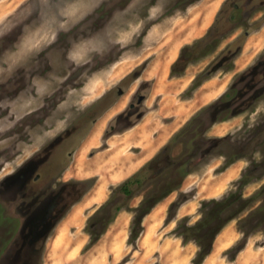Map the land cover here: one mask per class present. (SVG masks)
<instances>
[{
	"label": "rangeland",
	"instance_id": "obj_1",
	"mask_svg": "<svg viewBox=\"0 0 264 264\" xmlns=\"http://www.w3.org/2000/svg\"><path fill=\"white\" fill-rule=\"evenodd\" d=\"M223 2L224 0H0V180L39 152L64 129L69 128L79 114L99 96L108 93L115 99L118 86L125 95L96 125L87 126L75 144L76 152L63 163L64 179H77L83 183L80 186L81 193L73 205L89 207L77 212L81 217L80 221H73L82 224L81 227L67 226L61 219L50 230L42 252L37 257V264H79L76 261L80 259L81 252L91 248L85 249L90 238L85 232V226L96 210L125 180L123 176L129 166L127 162L138 153L135 145L139 141H135V138L138 139L143 134L141 128L136 132L131 131L137 128V124L144 122L143 125L150 128L151 132H160L171 140L192 117L198 116L197 119L205 126L202 138L228 137L210 153H198L199 163L189 174L191 176L186 184L204 174L211 178L213 174L222 171L221 167L227 156L237 151L243 153L244 147L239 151L240 146L250 133L264 128V94L261 97L259 94L246 103L234 105L233 108L241 109L239 114L232 115L233 108L231 112L223 111L231 104L220 108L219 112H223L218 113L219 115L210 113V106L217 99L221 97L224 100L228 94H235L230 89L237 82L239 74L264 55V0H255L250 5L247 0L228 2V7L235 3L240 5L237 19L232 23L219 25L213 32L215 41L208 44L200 42ZM233 27L234 30H231ZM228 51L235 54L230 63L220 69L214 68L216 63L222 62L220 59ZM183 52L185 56L180 61ZM203 75H208L205 79H215V91L222 90L205 105L203 103L211 98V92L214 91H199L205 81L201 77ZM135 92L146 95L139 107L144 115L139 118L141 113L136 112L131 122H121L119 125L117 121H112L115 128L109 127L105 131L110 116ZM159 92L171 99L161 102ZM173 118L176 119L173 121ZM263 137L264 134L259 135V140ZM188 138L189 135L184 134L173 142L171 156L178 157L184 151ZM95 139L96 145L91 142ZM215 143L211 141L208 144L211 147ZM110 148L113 153L105 155L104 153L111 152ZM92 151L94 155L90 156ZM96 155L100 159H96ZM91 157L100 162L94 160L96 164L93 163V166ZM263 157L264 145L258 147L249 160L243 158L246 165L240 176L252 161H260ZM80 158V162L84 161V164L78 161ZM216 158L223 160L220 166L214 168ZM98 164H101L100 167ZM108 164L109 167H106ZM91 165L97 169L92 167L96 172H93ZM238 179L230 184L223 195L235 189ZM263 183L264 175L247 184L244 195H251ZM182 186L185 185L182 183L181 188ZM134 188L136 193L129 200L124 199L120 193L116 192L114 195V202L124 204L122 210L131 216L129 229L134 216L132 208L140 203L151 185L141 190ZM181 188L172 192L171 198H176ZM94 189H100L104 196L97 204L87 203L86 198ZM203 200L195 205L191 215H185L189 223L200 218L199 210ZM257 204L255 202L252 208L244 210L231 220L238 232V239L229 248L216 253L210 264L236 261L248 242L252 257L248 252L246 256L242 255L237 264H264V227L250 233L244 248L236 255L229 250L244 236L239 225ZM3 208L4 206H0V264H22V260L13 256L20 246L16 237L19 226L14 218L2 213ZM185 216L175 219L170 235L176 236L174 230ZM83 237L87 241L79 252L75 248ZM190 243L196 248L195 255L198 247L194 242ZM129 247L132 249L131 245Z\"/></svg>",
	"mask_w": 264,
	"mask_h": 264
},
{
	"label": "flooded vegetation",
	"instance_id": "obj_2",
	"mask_svg": "<svg viewBox=\"0 0 264 264\" xmlns=\"http://www.w3.org/2000/svg\"><path fill=\"white\" fill-rule=\"evenodd\" d=\"M230 1L232 0H224L208 32L201 38L200 42L208 44L215 41L214 30L219 25L232 23L237 19L240 5L235 3L233 6L228 7L227 4ZM253 1L255 0H247V3L250 5ZM234 28H231V30H234ZM234 55L228 51L220 59L222 62L216 69L230 63ZM184 56L183 52L180 61ZM239 75L237 82L230 89L235 94H228L224 100L221 97L217 99L210 106L212 115L221 114L223 111L231 112L233 106L237 103H246L255 96L260 94L259 97H261L264 94V55ZM201 77L205 79L208 75ZM261 90L263 91L261 92ZM124 96V91L119 86L117 87V97L115 99H112L108 93L99 96L86 110L79 114L69 128L64 129L62 133L45 144L39 152L29 157L15 171L0 180V206H4L2 213L5 216H10L9 218H14L13 220L19 226L16 237L20 241V246L13 256L22 260V264H37V257L42 252L50 230L54 229L71 206H75L73 205L76 204L74 201L81 193L80 186L83 184L82 182L77 179H64L65 169L62 166L67 161L66 158H72L76 152L75 144L83 135L87 126L95 124ZM145 99L146 95L144 93L135 92L127 100L125 107L114 113V116H111L105 131L109 127L115 128V124H111L112 121H117V125L121 122H131L132 116H136V114L133 115L134 113H141L139 107ZM224 102H231V105L228 109L219 112ZM143 115L142 112L138 117L141 118ZM93 155L94 152L92 151L90 156ZM15 243H17L16 240Z\"/></svg>",
	"mask_w": 264,
	"mask_h": 264
},
{
	"label": "trees",
	"instance_id": "obj_3",
	"mask_svg": "<svg viewBox=\"0 0 264 264\" xmlns=\"http://www.w3.org/2000/svg\"><path fill=\"white\" fill-rule=\"evenodd\" d=\"M197 118L198 116L192 117L140 170L126 178L116 188L110 198L90 217L85 226V232L90 237L85 249H88L98 241L106 228L122 210L124 204L120 205L114 202L116 192L120 193L124 199L129 200L136 193L134 187L141 190L151 185V188L143 196L140 203L132 208L134 216L129 229L128 243L133 249L137 248V239L143 232V218L159 202L172 192L181 188L184 179L198 165L199 162L197 159L200 158L198 156L199 152L202 151L201 153L203 155L210 153L216 145L228 139V137L217 139L202 138L201 135L204 133L205 126L203 127V122ZM260 129L254 133L251 132L245 143L240 146L239 151L241 147H244L243 153H238L237 151L227 156L221 170L239 159L244 158L249 160L257 148L264 145V137L259 140V135L264 134V128ZM184 134L189 135V138L185 142L184 151L178 157L171 156L173 142ZM211 141L216 143L210 147L208 143ZM263 175L264 157L260 161L251 162V165L242 172L237 180L235 189L230 190L221 198L203 200L199 210L200 218L197 221L189 223L187 216L179 221L174 230L176 236L180 237L184 243L194 242L198 247L192 258V264H202L205 258L211 253L213 242L223 227L229 221L237 218L244 210L250 207L252 208L255 202H258L257 206L249 212L248 216L239 225L244 236L229 250L233 251L234 255H236L239 250L244 248L248 235L256 231L259 227H264V183L251 195H244L245 186L253 181L259 180ZM194 195V189L180 191L178 196L169 205L166 222L175 220L178 208L186 201L192 199ZM127 260L128 257L126 256L117 264H126Z\"/></svg>",
	"mask_w": 264,
	"mask_h": 264
},
{
	"label": "crops",
	"instance_id": "obj_4",
	"mask_svg": "<svg viewBox=\"0 0 264 264\" xmlns=\"http://www.w3.org/2000/svg\"><path fill=\"white\" fill-rule=\"evenodd\" d=\"M215 83H216L215 80L211 78V79L205 80L200 86L199 91H203V92H205L206 90H208V92L210 90L211 92L212 88L214 87L213 88L214 92H211V95H212L211 98H209L204 103L202 102L204 105L207 104L210 100L217 97L222 92V90L219 88H217V90L219 89L218 92L215 91L216 89ZM159 93H161L160 94L161 102H164V100L168 101L169 99H171L170 97L164 95L163 92H159ZM162 107L163 105L160 106V108ZM175 119L176 118H173L172 120L174 121ZM137 127H138L137 129L133 128L134 132L140 129V125H138ZM147 134L148 135H146V137L144 136V139H142V137H138V139L137 137L135 138V141L136 140L139 141L136 143V147L137 148L139 147L137 151L138 153L136 154V156L135 155L132 156L131 159H129V162H127L129 166H128L127 172H125L123 176L124 179L128 178L137 169H139L142 165H144L149 159H151L159 151V149L163 145H165L167 141L169 140V137L167 135L165 136V134H162L160 132L159 133H155L154 131L151 132V129L147 131ZM157 134L159 135V137ZM150 138L153 140H151ZM147 139H148V142L145 141ZM143 146L144 147L146 146L147 148L146 147L144 148ZM148 154L150 155V157L148 156ZM222 160L223 159L216 158L215 163L213 164L214 168L220 166L222 164ZM244 165H246L245 160L240 159L230 164L222 171L213 174L211 178L210 176L204 174L202 176L197 177V180L186 184V181L191 176V175H188L183 181V185L185 186H182L180 191H187L191 188L192 189L196 188L195 195L186 204H184L181 208H179L180 210L178 209L176 213V218L178 219L185 215H191L194 211L193 210L194 207H196L195 205H197V203L203 199H209V198H215V197L222 196L225 192H227L230 184L240 177V173L243 170ZM172 194L173 193H171L169 196H167L165 199L159 202V204L155 206L143 218V221H142L143 232L137 239L136 249H133V248L131 249L127 243L128 236H129V220L131 216L127 211L122 210L120 211V213L117 214V217L115 218L113 223L108 227L105 233H103L101 237L99 238V240L96 243H94L91 246V248H89L87 251L81 252L82 247L85 245L87 241L86 237L81 238L82 241L75 248L77 249V251L81 252L80 254L81 257H79L80 259L77 260L76 262H79V264H97V263L98 264H117V262L118 263L121 262L127 256L128 260L126 264H190V260L193 257L196 248L192 246V243L190 242L183 243L179 237L170 235V231L173 229L175 220L166 222V214H167L168 207L170 203L175 199V198H171ZM74 207L75 206L70 207V209L66 212V214L62 218L61 222H63L64 224L67 223V226H70V227H81L82 224L73 222L72 213L76 208L77 209L82 208L81 210L83 211V210H86L88 207L84 208L82 206H78V207L76 206L75 209ZM123 217L124 219H122ZM120 221L122 222L120 223ZM115 225H117L118 227H116ZM224 231L226 232L228 237L227 239H224L226 237H223V238L221 237V238L226 240L224 243L226 246L224 244L221 245L218 242V239L221 233H223ZM232 234H233V237H232ZM107 235L110 236L109 238L111 240L108 239ZM230 239L231 240L233 239V240L231 241ZM237 239H238V232L234 228L233 223L230 221L222 229L219 235H217L214 241V244H213L214 245L213 250L205 259L207 260V263H205V260H204L203 264H209L210 262H208V260L209 261L211 260V262H213L215 259L216 253H219V251L229 248L235 241H237ZM114 240L115 242L117 241L116 242L117 244L114 242ZM114 249H118V250L115 251ZM121 249L123 252L121 251ZM99 250H102V251L97 253V251ZM251 251L252 250L250 249V243L248 242L245 248L237 256L238 258L236 259V261L229 262L227 264H237V262L241 261L242 255L246 256L247 255L246 253L248 252L251 253ZM263 252H264V248H263ZM92 255L94 257H92ZM250 255L252 257V253ZM116 256L119 258H117ZM81 258L82 259L87 258V259L81 260ZM65 261H67V259Z\"/></svg>",
	"mask_w": 264,
	"mask_h": 264
},
{
	"label": "bare ground",
	"instance_id": "obj_5",
	"mask_svg": "<svg viewBox=\"0 0 264 264\" xmlns=\"http://www.w3.org/2000/svg\"><path fill=\"white\" fill-rule=\"evenodd\" d=\"M250 44H251V43H250ZM250 46H251V45H250ZM249 48H250V47H249ZM251 48H252V46H251ZM247 50H248V49H247ZM250 50H251V49H250ZM245 51H246V50H245ZM243 55H244V54H243ZM245 56H246V55H244V57H245ZM242 59H243V58H242ZM143 80H144V79H143ZM147 80H148V79H147ZM149 80H150V79H149ZM214 80H215V79H214ZM217 81H218V80H217ZM141 82H142V81H141ZM211 83H212V82H211ZM209 86H210V85H209ZM209 88H210V87H209ZM213 88H214V87H213ZM213 88H212V90H213ZM126 95H127V94H126ZM125 103H126V102H125ZM125 103H124V105H123L121 108H118L117 111H119V110H121L123 107H125ZM145 104H146V103H145ZM170 104H171V103H170ZM147 105H149V103H148ZM2 110H3V109H2ZM117 111H115L114 113H116ZM114 113H113V114H114ZM113 114H112V115H113ZM147 114H149V113H147ZM169 114L171 115V112H170ZM112 115H111V116H112ZM170 115H169V116H170ZM111 116H110V118H111ZM113 116H114V115H113ZM146 117H147V116L145 115V118H146ZM147 118H148V117H147ZM152 119H153V118H152ZM142 120H143V119H142ZM146 120H147V119H146ZM106 121H108V120H106ZM106 123H107V122H106ZM143 123H144V122H141V124H140V125H141L140 128L143 130V134L141 135L142 139H144V136L146 137V135H148V134H147V131L150 129V128L147 129V128H146L147 126L143 125ZM152 123H153V122H152ZM94 125H96V124H94ZM99 126H100V125H99ZM137 126H138V124H137ZM154 126H156V125H154ZM96 127H98V126H96ZM134 127H135V126H134ZM156 127H157V126H156ZM137 128H138V127H137ZM137 128H136V129H137ZM152 128H153V127H152ZM155 130H156V129H155ZM131 131H134V130L132 129ZM157 131H158V130H157ZM135 132H136V131H135ZM151 135H152V134H151ZM157 135H158V134H157ZM122 136H123V135H122ZM113 137H114V136H113ZM147 137H148V136H147ZM152 137H153V136H152ZM158 137H159V135H158ZM109 138H110V137H109ZM109 138H108V139H109ZM156 138H157V137H156ZM108 139H107V140H108ZM150 139H151V138H150ZM86 140H87V139H86ZM92 140H94V139L92 138ZM92 140H91V142H93V143H94V142H97L96 139H95V141H92ZM151 140H153V139H151ZM88 141H89V140H87V142H88ZM101 141H102V140H101ZM110 141H111V140H110ZM145 141L148 142V139L145 140ZM159 141H160V140H159ZM91 142H90V143H91ZM142 142H143V141H142ZM85 143H86V142H85ZM159 143H160V142H159ZM87 144H89V143H87ZM94 144L96 145V143H94ZM107 144H108V143H107ZM125 144H126V143H125ZM84 145H86V144H84ZM95 145L92 144V147H95V148H96ZM123 145H124V144H123ZM90 146H91V144H90ZM90 146H89V147H90ZM98 146H99V145H98ZM100 146H101V145H100ZM112 146H113V145H112ZM112 146H111V147H112ZM130 146H131V145H130ZM135 146H136V145H135ZM82 147H83V146H82ZM82 147H81V148H82ZM86 147H87V146H86ZM92 147H91V148H92ZM126 147H127V146H126ZM143 147H144V146H143ZM145 147H146V146H145ZM145 147H144V148H145ZM129 148H130V147H129ZM138 148H139V147H138ZM146 148H147V147H146ZM84 149H85V148H84ZM96 149H97V148H96ZM99 150H100V148H99ZM105 150H106V149H105ZM101 151H102V150H101ZM106 151H107V150H106ZM109 151H111V148H110ZM143 151H144V150H143ZM143 151H142V152H143ZM114 152H115V151H114ZM101 153H104V152H101ZM108 153H109V154H108ZM110 153L112 154V153H113V150H112L111 152H107V153H104V154H105V155L107 154V156H109V155H111ZM146 153H147V152H146ZM104 154H103V155H104ZM118 154L120 155V153H117V155H118ZM99 155H100V154H99ZM105 155H104V156H105ZM75 156H76V155H75ZM101 156H102V155H100V157H101ZM143 156H144V155H143ZM143 156H142V157H143ZM148 156L150 157L149 154H148ZM76 157H77V156H76ZM112 157H113V156H112ZM112 157H111V158H112ZM104 158H105V157H104ZM117 158H118V157L115 155V159H117ZM75 159H76V158H75ZM96 159H100V158H98L97 155H96ZM96 159H94V157H93V160H92V157H91L90 160L92 161V164H93V163L96 164L95 162L98 161V160H96ZM144 159H145V158H144ZM80 160H81V158L78 159L79 162H80ZM94 160H96V161H94ZM101 160L104 161L103 157H101ZM88 161H89V160H88ZM103 161L101 162V164L103 163ZM114 161H115V160H113V162H114ZM143 161H144V160H143ZM79 162H78V164H79ZM98 162H100V161H98ZM109 162H111V159L109 160ZM80 163L84 164V161H82V162H80ZM86 163H87V162H86ZM89 164H90V163H88L87 165L90 166ZM94 164H93V166H95ZM101 164H98V167H100L99 165H101ZM124 165H125V163H124ZM79 166H80V165H79ZM81 166H82V165H81ZM88 166H86V167H88ZM93 166L91 165V168H92ZM107 166L109 167V164L106 165V167H107ZM86 167H85V168H86ZM98 167H97V168H98ZM104 167H105V166H104ZM104 167H103V168H104ZM106 167H105V168H106ZM91 168H89V169L91 170ZM93 168L96 169L95 167H93ZM93 168H92V170H93V172H94L95 170H94ZM101 168H102V167H101ZM105 168L103 169L104 171H105ZM84 170H85V169H84ZM96 170H97V169H96ZM99 170H100V168H99ZM103 170H102V171H103ZM119 170H120V169H119ZM121 170H122V169H121ZM81 171H83L82 168H81L80 172H81ZM104 171H103V174H102V175H104ZM90 172H91V171H90ZM95 172H96V171H95ZM120 172H121V171H120ZM81 173H82V172H81ZM99 173H100V172H99ZM122 173H123V172H122ZM84 174H86V173L84 172ZM86 175H87V174H86ZM105 175H106V174H105ZM116 175H117V174H116ZM118 175H119V174H118ZM120 176H121V175H120ZM104 178H105V176H104ZM101 180H102V179H101ZM102 188H103V187H102ZM94 190H95V189H94ZM103 190H104V189H103ZM90 194H91V193H90ZM102 196H104V195H102V191H101L100 189L95 190V191H94L89 197L86 198V202H87V203H92V204H93V203H96V202H98L100 199H102ZM96 204H97V203H96ZM158 204H159V203H158ZM158 204H157V205H158ZM184 204H186V202L183 203L179 208H181ZM157 205H156V206H157ZM75 207H76V206H75ZM75 207H74V209H75ZM77 207H78V206H77ZM82 207L85 208V207H89V206H82ZM179 208H178V209H179ZM81 209H82V208H80V209H79V208H78V209L76 208V209L73 211V213H72V220H73V221H75V220H79V221H80L81 217H79V215L77 214V212L82 211ZM179 210H180V209H179ZM179 214H180V213H179ZM121 216H122V215H121ZM154 217H156V216H154ZM120 219H121V218H120ZM120 219H119V220H120ZM122 219H124V217H123ZM119 220H118V221H119ZM121 222H122V221H120V223H121ZM65 224H67V223H65ZM116 224H117V223H116ZM122 224H123V223H122ZM117 225H118V224H117ZM117 225H115V226L118 227ZM120 226H122V225H120ZM66 228H67V227H66ZM223 228H224V227H223ZM230 230H231V229H230ZM221 231H222V230H221ZM221 231H220V232H221ZM218 235H219V234H218ZM230 235H231V234H230ZM107 236H108V239H110V238H109L110 236H109V235H107ZM107 236H106V237H107ZM216 237H217V236H216ZM221 237H222V238H223V237H226V238H224V239H227L228 236H227V234H226L225 231H224L223 233H221V235H220V237H219V239H218L219 244L223 245V244L225 243L226 240L222 239ZM232 237H233V234H232ZM105 239H106V238H105ZM215 239H216V238H215ZM110 240H111V239H110ZM117 240H118V239H117ZM230 240H231V239H230ZM232 240H233V239H232ZM232 240H231V241H232ZM105 241H106V240H105ZM108 241H109V240H108ZM223 241H224V242H223ZM231 241H230V243H231ZM114 242H115V240H114ZM116 242H117V241H116ZM116 242H115V243H116ZM118 242H119V241H118ZM218 242H217V243H218ZM101 243H102V242H101ZM106 244H108V243H106ZM116 244H117V243H116ZM118 244H119V243H118ZM228 244H229V243H228ZM215 245H216V244H215ZM224 245H225V244H224ZM103 246H104V245H103ZM113 246H115V245H113ZM116 246H117V245H116ZM225 246H226V245H225ZM101 247H102V246H101ZM119 247H120V246H119ZM121 247H122V246H121ZM213 247H214V245H213ZM103 248H104V247H103ZM114 248H116V247H114ZM98 249H99V248H98ZM118 249H120V248H118ZM118 249H114V250L116 251V250H118ZM104 250H106V249H104ZM104 250H103V251H104ZM100 251H102V250L97 251V253H99ZM112 251H113V250H112ZM121 251H122V249H121ZM105 252H107V251H105ZM122 252H123V251H122ZM122 252H121V254H122ZM219 252H220V251H219ZM101 253H102V252H101ZM110 253H112V252H110ZM115 253H116V252H115ZM119 253H120V251H119ZM105 254H106V253H105ZM88 255H89V254H88ZM97 255H98V254H97ZM103 256H104V255H103ZM213 256H214V255H213ZM92 257H94V256L92 255ZM109 257H110V256H109ZM116 257H117V256H116ZM215 257H216V256H215ZM117 258H119V257H117ZM212 258H213V257H212ZM212 258H211V259H212ZM108 259H109V258H108ZM113 259H114V258H113ZM209 259H210V258H209ZM95 260H96V259H95ZM102 260H103V258H102ZM102 260H101V261H102ZM105 260H106V259H105ZM110 260H111V259H110ZM212 260H213V259H212ZM106 261H107V260H106ZM208 262L211 263V260H210V261L208 260ZM109 263H110V262H109ZM117 263H118V262H117ZM205 263H207V260H205ZM210 263H209V264H210ZM97 264H98V263H97ZM212 264H213V263H212Z\"/></svg>",
	"mask_w": 264,
	"mask_h": 264
},
{
	"label": "water",
	"instance_id": "obj_6",
	"mask_svg": "<svg viewBox=\"0 0 264 264\" xmlns=\"http://www.w3.org/2000/svg\"><path fill=\"white\" fill-rule=\"evenodd\" d=\"M219 64L220 63H217L216 66H215V68H218ZM262 91L263 90H261V92ZM230 104H231V102H226V103H224V104L221 105V108L228 107ZM233 110H234V112L232 113V115H236V114H239L241 112V109L236 108V107L233 108Z\"/></svg>",
	"mask_w": 264,
	"mask_h": 264
}]
</instances>
